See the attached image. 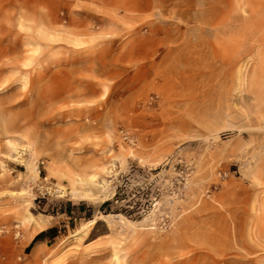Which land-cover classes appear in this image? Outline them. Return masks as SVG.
I'll use <instances>...</instances> for the list:
<instances>
[{"label": "rangeland", "instance_id": "rangeland-1", "mask_svg": "<svg viewBox=\"0 0 264 264\" xmlns=\"http://www.w3.org/2000/svg\"><path fill=\"white\" fill-rule=\"evenodd\" d=\"M0 264H264V0H0Z\"/></svg>", "mask_w": 264, "mask_h": 264}, {"label": "bare ground", "instance_id": "bare-ground-1", "mask_svg": "<svg viewBox=\"0 0 264 264\" xmlns=\"http://www.w3.org/2000/svg\"><path fill=\"white\" fill-rule=\"evenodd\" d=\"M89 223H90V224H93V223H94V221H90Z\"/></svg>", "mask_w": 264, "mask_h": 264}]
</instances>
